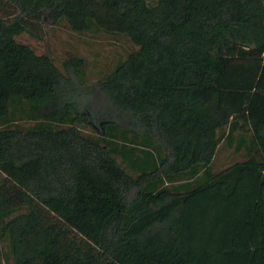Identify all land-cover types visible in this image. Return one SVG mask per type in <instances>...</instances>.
I'll list each match as a JSON object with an SVG mask.
<instances>
[{"label":"trees","instance_id":"obj_1","mask_svg":"<svg viewBox=\"0 0 264 264\" xmlns=\"http://www.w3.org/2000/svg\"><path fill=\"white\" fill-rule=\"evenodd\" d=\"M48 25L136 48L88 86ZM0 264H264V0H0Z\"/></svg>","mask_w":264,"mask_h":264},{"label":"rangeland","instance_id":"obj_2","mask_svg":"<svg viewBox=\"0 0 264 264\" xmlns=\"http://www.w3.org/2000/svg\"><path fill=\"white\" fill-rule=\"evenodd\" d=\"M42 40H35L26 35L19 40L33 47L37 53H48L54 61L61 62L71 55L83 57L86 60L87 85H96L100 76L109 71L126 54L136 47L132 42L123 37H112L106 34L77 35L65 26L48 25L44 28ZM98 89V86H96ZM101 99H104L100 90H97ZM97 93L84 90L80 100L101 115L113 112V107L101 102ZM243 159L242 154H234L231 150L220 147L214 160V170H221L235 161Z\"/></svg>","mask_w":264,"mask_h":264}]
</instances>
